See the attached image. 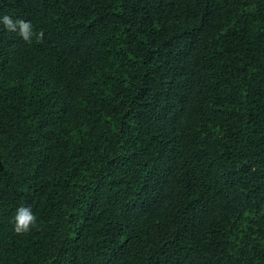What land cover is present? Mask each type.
<instances>
[{"label": "trees", "instance_id": "1", "mask_svg": "<svg viewBox=\"0 0 264 264\" xmlns=\"http://www.w3.org/2000/svg\"><path fill=\"white\" fill-rule=\"evenodd\" d=\"M4 15L44 36L0 22V264H264V0Z\"/></svg>", "mask_w": 264, "mask_h": 264}, {"label": "clouds", "instance_id": "2", "mask_svg": "<svg viewBox=\"0 0 264 264\" xmlns=\"http://www.w3.org/2000/svg\"><path fill=\"white\" fill-rule=\"evenodd\" d=\"M4 28L8 32H16L26 43H31L33 37L37 41H41L44 36L43 30L34 31L33 25L30 21L22 19H16L15 21L8 15H4L0 18ZM14 231L17 234H29L34 229L39 228L38 218L32 211L30 206H21L16 210V214L13 218Z\"/></svg>", "mask_w": 264, "mask_h": 264}]
</instances>
